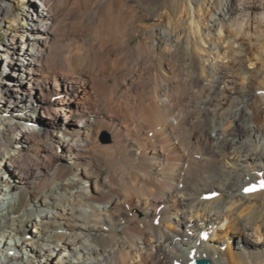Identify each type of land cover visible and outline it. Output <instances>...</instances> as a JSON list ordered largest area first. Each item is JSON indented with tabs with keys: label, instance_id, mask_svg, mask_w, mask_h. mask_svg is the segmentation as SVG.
I'll return each instance as SVG.
<instances>
[{
	"label": "bare ground",
	"instance_id": "6f19581e",
	"mask_svg": "<svg viewBox=\"0 0 264 264\" xmlns=\"http://www.w3.org/2000/svg\"><path fill=\"white\" fill-rule=\"evenodd\" d=\"M225 1L172 0L175 12L154 17L163 0H20L18 15L0 0L10 91L57 93L30 114L43 130L1 115L0 157L11 148L15 159L0 181L40 184L69 164L31 201L29 239L59 226L107 264H264V0ZM139 8L144 32H130ZM44 117L88 131L58 133ZM64 251L67 238L50 264H72Z\"/></svg>",
	"mask_w": 264,
	"mask_h": 264
},
{
	"label": "rangeland",
	"instance_id": "374dc122",
	"mask_svg": "<svg viewBox=\"0 0 264 264\" xmlns=\"http://www.w3.org/2000/svg\"><path fill=\"white\" fill-rule=\"evenodd\" d=\"M10 1L12 2V5L14 7H16L15 12L17 15H18V12L21 11L24 8V6H26V4H28V3H22V2H20V0H10ZM94 1L95 0H83V5L85 8H88L90 3L94 2ZM171 1L172 0H165V1L163 0V2L158 4V5H155V6L152 5L151 8L149 9L150 13L154 17H157V15H159L160 13L161 14L166 13V12L170 11V9L175 12V6L173 5V3ZM226 4H228V0L225 1V6H227ZM115 5H117L116 2H115ZM104 10L102 12L103 13L102 14L103 20H104L103 16L105 15ZM147 18H148V15H147L146 11L144 9L139 8V16H138V19L136 22V28L131 29L130 32H133V30H136L137 32H144V28L142 27V25H143V23H145L147 21ZM166 20L167 19H164L165 22H166ZM5 21H6L5 22L6 24L10 23V20L5 19ZM164 21H163V23H165ZM108 31H109V28H106L105 32H108ZM133 41H135V39ZM7 42H8L7 34L3 30H1L0 31V46L5 47V44ZM16 43H17V45L22 44L21 43V36L18 35V38L16 39ZM258 50L262 52L261 49H257L255 47V51L257 53H259L258 56H256V55L254 56L252 54L251 55L254 57H257V58L261 57V52H259ZM2 60H3V58H2ZM256 60L257 59H253V62L254 61L256 62ZM257 62H258V60H257ZM15 69H16L15 64H11L10 62L5 61V59H4V64H2V66L0 68V85H1V88L4 92V95L2 97H0V117H1V115L6 116V117H10V119L18 120V121L22 122L24 125L31 124L32 127L33 126L40 127L37 129L43 130L46 125L43 124V122H41L42 119H40L38 117L32 118L30 114L34 115L36 112L39 111V109L42 106H52L51 103L57 97V93L56 92L51 93L49 90H46V91H44V93H42L39 88H36L34 86H31L26 91L25 90L24 91L23 90L10 91V89H9V88H11L10 81L12 79H15V77L13 76ZM194 70L196 72L201 71V64L199 61L196 62ZM16 79H17V77H16ZM65 92H66V90L63 91L64 95H66ZM49 94H50V96H49ZM51 96H52V98H51V100H49L48 98ZM59 119H63V117H61ZM44 120H47V122L55 121L49 117H44ZM56 122H57V120L55 121V123L52 124L53 126H51V128L56 129L58 133H60V132H62V133H73V132L79 133L82 131H88L87 128L83 129L79 126L74 128L73 126H71L69 124H66L65 126L62 127V129L59 130V129H57V127L60 128L61 124H59V122L58 123H56ZM93 133L94 132H91V134H93ZM105 133H107L111 138L110 133L107 130H104L99 135L100 140H101V136ZM15 136H17V134H15L14 137ZM27 143L29 144V142L26 139L24 142L20 143V145L17 147V150L22 151L23 147H25V146L27 147ZM13 144L16 145L15 142L12 143V146H13ZM56 149H57L56 151H58V154H62V151H63L62 148L56 147ZM10 151H11V148H10ZM68 165L69 164H67L66 160H63V159L58 160L57 164L55 165L56 170H54L52 173L50 171V176H49L50 178L48 177L46 180H44L40 184L38 181L37 182L29 181L25 184H21L19 182H22L24 179L20 180V177H17V176L12 177V178L10 177L7 179V180H11L12 185L23 189V193L21 196V203H22V206L24 207L25 213L28 217L27 223L25 225L26 231L23 234L27 235L28 238L34 237V233H36L35 230H33V227L28 226L31 224V220L33 217V215L30 212L33 209V207L30 208L31 201H33L35 199V197H40L42 195H46L49 197L50 194L52 193V191L53 190L55 191V189H57V187H55V185L53 183L55 181H57L58 178L63 179L66 176V174H64L63 176H62V174L65 172V169L68 167ZM60 171H62V172H60ZM47 173H48L47 170H44V173H42L41 175H47ZM48 175H49V173H48ZM51 175H52V177H51ZM154 175L155 174H152V176H154ZM80 184H82V182L78 183V185H80ZM14 190H15V188H14ZM100 190L103 194H105V190L103 188ZM117 191L120 192L121 190L119 188H117ZM48 201H51V199L48 198ZM105 202H104V204H106ZM63 205H65V203ZM63 205H60V203H59V205H57V206L62 207ZM53 206H56V205L53 204ZM173 227L175 228V226H173ZM20 234L21 233H17V235H20ZM119 235L124 236L125 234L123 231H119ZM103 236L105 237V234L101 231L94 234L96 241H99V242L104 241Z\"/></svg>",
	"mask_w": 264,
	"mask_h": 264
},
{
	"label": "clouds",
	"instance_id": "9594fccd",
	"mask_svg": "<svg viewBox=\"0 0 264 264\" xmlns=\"http://www.w3.org/2000/svg\"><path fill=\"white\" fill-rule=\"evenodd\" d=\"M113 156L115 157V154ZM10 157L12 159H9ZM14 159L15 154L11 151L0 157V176L5 175V163L13 165ZM22 193L23 189L12 185L11 180L0 181V200L5 204L0 208V264H50L51 258L56 255V250L65 238L67 243L72 245L73 251H64L59 257L61 262L67 258L72 264H107V253L100 254L96 244L87 239H84L83 243H77L79 233L70 236L61 227L56 226L54 229L45 230L46 234L39 236L37 240L29 239L23 234L28 217L21 203ZM28 226L39 228L35 223ZM29 248L35 251H30ZM92 249L97 252L95 256L91 254Z\"/></svg>",
	"mask_w": 264,
	"mask_h": 264
},
{
	"label": "water",
	"instance_id": "95a60500",
	"mask_svg": "<svg viewBox=\"0 0 264 264\" xmlns=\"http://www.w3.org/2000/svg\"><path fill=\"white\" fill-rule=\"evenodd\" d=\"M110 136L107 134V133H105V134H103L102 136H101V140L103 141V142H107V141H110ZM210 263V260L209 259H207V258H198V259H196L195 261H194V264H209Z\"/></svg>",
	"mask_w": 264,
	"mask_h": 264
}]
</instances>
